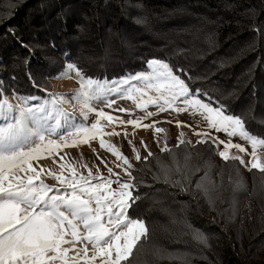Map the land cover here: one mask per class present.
Wrapping results in <instances>:
<instances>
[{
    "label": "trees",
    "instance_id": "trees-1",
    "mask_svg": "<svg viewBox=\"0 0 264 264\" xmlns=\"http://www.w3.org/2000/svg\"><path fill=\"white\" fill-rule=\"evenodd\" d=\"M152 59L182 70L204 102L264 138V0H0V98L45 99L66 63L112 81L147 71ZM172 149L181 164L191 156V191L153 180L154 159L136 162L143 182L130 214L146 222L149 240L133 264H170L155 247L190 253L189 264H249L264 252V174L223 161L209 141ZM155 156L170 163L167 153ZM209 169L214 205L195 189ZM243 244L250 258L240 256Z\"/></svg>",
    "mask_w": 264,
    "mask_h": 264
},
{
    "label": "snow or ice",
    "instance_id": "snow-or-ice-1",
    "mask_svg": "<svg viewBox=\"0 0 264 264\" xmlns=\"http://www.w3.org/2000/svg\"><path fill=\"white\" fill-rule=\"evenodd\" d=\"M147 69L108 81L86 77L78 65L66 63L58 78L76 80L78 88L71 99L79 106L83 121L94 114L95 119L90 125L77 122L75 115L65 109L64 105L70 101L64 94L48 93V99L35 105L28 104V100L35 97H16L20 101L16 105L6 97L0 98V118L5 120L0 125V264H133L149 240V228L142 218H133L130 214V209L141 199L138 192H134L143 181L138 183L133 175L134 165L120 148L104 139L105 136L121 135L115 131L116 125H131V135L141 127L152 129L154 137L165 134L160 152L168 154L170 163L155 156L143 140L141 144L148 152L145 157H141L132 140L128 139V144L136 161H149L150 158L156 161L158 170L153 174V180L179 187L181 191H191L186 186L193 183L187 171L191 156L184 155L181 164L179 155L167 145V130L157 127L161 121L143 123L169 110L177 114L199 115L208 129L225 133L228 139L219 140L211 137L209 132L194 130L195 135L203 137L198 144L211 139L223 161H238L249 171L255 169L264 174V138L252 135L242 118L226 114L223 107L205 103L199 96V89L193 91L177 74L182 70H174L169 63L152 59L147 62ZM113 94L132 101L135 109L143 111L144 115L132 118V109L115 108L114 111L129 116L125 120L93 103L100 102L105 108L113 109L116 100L108 99ZM149 105L157 110L149 111ZM175 123L177 127H191L181 121ZM108 127L112 131L104 130ZM122 134L125 139L130 135L127 130ZM184 137L185 134L180 132L177 149L191 144ZM233 137L246 141L251 151L248 152L241 143H233ZM98 138L100 148L115 157V167L128 177L126 181L121 179L120 173L108 167L98 153L97 159L107 168V176H103L99 168L95 175L88 169L85 176L71 163L60 164V173L43 166L37 170L31 163L49 157L55 162V155H60L63 148L81 144L91 146V141ZM219 145H223V150H219ZM233 149L243 155L232 153ZM66 155H60V159ZM244 155L250 157L247 163ZM83 167L87 168V165ZM65 171L69 175H64ZM195 171L200 169L197 167ZM210 171H205L195 181V189L214 205L211 190L204 183L209 180ZM47 179L56 183L49 184ZM229 179L231 181V177ZM209 182L214 186V182ZM236 187L244 186L237 181ZM191 237L197 244L207 246L206 237L198 230H192ZM153 255L170 264H189L191 254L155 247Z\"/></svg>",
    "mask_w": 264,
    "mask_h": 264
},
{
    "label": "rangeland",
    "instance_id": "rangeland-1",
    "mask_svg": "<svg viewBox=\"0 0 264 264\" xmlns=\"http://www.w3.org/2000/svg\"><path fill=\"white\" fill-rule=\"evenodd\" d=\"M58 77L52 81V89L48 93L54 92L57 94H64L70 101V103H67L64 105L65 109L68 112L73 113L75 115L77 122L83 121V118L80 116V113H79V106L76 105V102L71 99L72 94L78 88V84L76 80L74 78H58ZM46 99H48V96L43 100H38V99L28 100V104L29 105H35V104H40V103L42 104ZM108 99L116 100V105L113 106V109L105 108L104 104L100 102H93V103L95 104L97 108H104L106 112H109L115 116H120L121 118L125 120H127L129 116L126 113H120L118 111H114L115 108L122 107L126 109H132L134 112V115L132 118L144 115L143 111L139 109H135L132 101L130 100L120 99L115 94L109 96ZM9 102L12 103L13 105H16L20 101H18L14 97H11ZM148 110L155 112L157 109L155 106L149 105ZM15 114L16 113L13 112V115ZM94 119H95V116L93 114L89 117L87 121H83V122L88 123L90 125ZM153 121H161V123H159L157 127L164 128L167 130L166 139H167V145L170 149L176 147L177 137L179 136L180 132H183L185 134L184 138L186 140L191 141V144L197 143L198 140L203 138V137L195 135L194 130L197 132L199 131L209 132L211 137H218L219 140L226 141L228 139L225 133H222V132L217 133L215 132V130L208 129L207 124L203 121V119L199 115H190L187 112L177 114L176 112L169 110L166 112H161L159 113V115L151 117L148 120L143 121V123L151 124ZM167 121H172V123H168ZM175 121H181L185 125H190L191 127H188V126L177 127ZM3 123H5V120L3 118H0V125H2ZM104 123L106 124L107 122L105 121ZM104 130L106 132L112 131V128L108 127V128H105ZM124 130H127V132L130 134L127 139H125L122 134ZM115 131L120 132L121 135L112 136V137L105 136L104 139L106 141H110L113 144L117 145L122 151V153L131 160L134 166L137 161L134 158L132 147L128 144V139L132 140L135 147L139 149L141 157H145L148 155V152L145 151L144 146L141 144V140H143L147 144L148 149H150L154 155L161 153L160 147H162L164 144L165 134H159L154 137L152 129L145 130L144 128L141 127V128L136 129L135 135H131V133L133 132V128L131 125H126V126L116 125ZM232 140H233V143H241L242 145H244L247 148L248 152L251 151V148L247 144L246 141L241 140L239 137H233ZM157 141H159V143H157ZM207 141L212 143L211 139H207ZM213 145L215 146L216 152H217V146L215 144ZM93 149H95V153L93 152ZM219 150H223V145H219ZM231 151L234 154H240V153H236V150L234 149ZM64 153H66L67 155L64 157L63 160H61L60 155H63ZM96 153H98L99 157L103 158V160L107 162L108 167H112L115 172L120 173L122 180L126 181L128 179V177L121 171L120 168L115 167V163H116L115 157H113L111 153L107 152L106 150H102L100 148L99 138L97 140L91 141V146L87 144H81L79 147L63 148L60 155H55V162L53 161L52 158L49 157V158L40 160L39 162L32 161L31 163L33 164V167H35L37 170H39L40 166H43L46 170H51L54 173H60L61 171L60 164L71 163L77 169L79 173H83L85 176L88 174V171H87L88 169H91L92 173L95 175L97 172V168H99V172L103 176H107L108 175L107 168L105 167L104 163H101V161L97 159ZM240 155H243V154H240ZM244 159H245V162L247 163L250 157L248 155H244ZM84 164L87 165V168L83 167ZM64 175L67 176L69 175V173L65 171ZM114 178L115 177H113V179ZM46 182L49 184L56 183V181L52 179H47ZM112 187H115V185H112ZM244 229L245 227H242V229L240 230V233L242 235L243 234L245 235L246 233ZM260 230H264V228ZM239 238L241 241H243L240 235H239ZM240 256L242 258H247V257L250 258V251H248V245H245V244L242 245V248L240 250ZM255 257H260V258H263L264 260V252L260 251L258 254L257 253L254 254V258ZM253 259L247 263L252 264ZM254 264H258V263H254Z\"/></svg>",
    "mask_w": 264,
    "mask_h": 264
}]
</instances>
